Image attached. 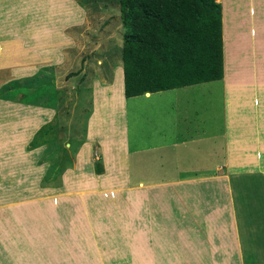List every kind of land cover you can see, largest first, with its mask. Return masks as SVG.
<instances>
[{
  "label": "rangeland",
  "instance_id": "obj_1",
  "mask_svg": "<svg viewBox=\"0 0 264 264\" xmlns=\"http://www.w3.org/2000/svg\"><path fill=\"white\" fill-rule=\"evenodd\" d=\"M43 1L47 3L38 2L35 10H28L17 0L0 1V86L10 80L37 75L23 84L27 97L33 98L36 95L34 90L47 79L53 83L58 98V108L53 113L50 111L51 116L29 107L35 105L0 99L6 104L20 105L19 117L14 121H22L35 112L33 133L24 144V149L29 150L26 156L31 155L32 160L25 167L34 172L43 165L37 181V186L42 189L37 188L38 191L35 189L33 192L36 196L32 199L36 200L25 202L32 199L26 200L24 186L15 185L13 188L17 193L7 196L12 199L11 204L0 205V264H17L14 262L24 259L26 253H32L28 251V245L34 242L36 235L30 234V230L42 226L41 206H47L38 201L66 195L58 187L61 186L63 172L75 166L76 149L86 134V121L90 114V77L111 74L112 68L115 72V65L120 64L122 28L114 0H53L54 4H48L52 0ZM57 57H61L60 62L51 64ZM42 59L46 61L29 73L34 69L32 64ZM109 64L111 71L108 70ZM40 68H44L42 76L38 72ZM115 82L117 90L120 88V71H116ZM212 82L186 86L179 91L165 90L158 95L152 94L154 98L140 100L137 97L128 101L129 123L134 127L130 128V139L132 129L141 138L136 139L134 135L133 140L144 149L139 152L129 150V190L118 187L110 193L116 196H149L151 199H143V204L137 205H143L144 210L152 208L162 213L157 211L153 219L162 222L167 219L159 218L161 215L174 217L168 220L172 222L167 228V233L171 230L169 234H161V231L156 232L158 236H153L167 247L174 264L188 260V256L183 255L188 252L184 250V242L192 248L198 246L202 251L206 248V253H201L208 264H264V173L259 170L261 167L264 169L263 164L255 166L256 169L240 166L231 169L220 163L212 170L214 161L207 158H217L212 157L216 151L213 141L198 139L200 132L206 130L208 135L219 134L224 126L225 115L221 116L220 110L225 108L224 96ZM104 92L103 87L95 91L98 94ZM117 92L119 94L120 89ZM172 112L176 118L174 124L169 122ZM1 115L6 116L1 119L6 122L8 112L1 109ZM150 115H163L164 125L168 126L164 132L170 131L168 140L183 142L165 148L145 149L150 141L153 142L146 122ZM131 117L136 120L132 122ZM216 145L218 148V138ZM38 147L39 154L31 150ZM15 158L13 162L18 163L19 157ZM52 161L58 174L46 176ZM201 166L208 168L202 169ZM89 170L96 174L104 170L96 148L91 149V158L80 169L82 174L89 173ZM140 184L143 189H139ZM45 187L57 189L50 192L45 191ZM10 188L1 189L10 191ZM71 192L82 193L79 190ZM107 193L98 189L88 192L103 196ZM112 204L119 205L118 202ZM170 238L173 243L166 241ZM152 239L149 243L156 253L155 247L158 246ZM13 243L19 244L23 250L10 246ZM194 253L192 251L190 256L195 259ZM158 256L163 257V254Z\"/></svg>",
  "mask_w": 264,
  "mask_h": 264
},
{
  "label": "crops",
  "instance_id": "obj_2",
  "mask_svg": "<svg viewBox=\"0 0 264 264\" xmlns=\"http://www.w3.org/2000/svg\"><path fill=\"white\" fill-rule=\"evenodd\" d=\"M0 1L2 3L7 2V0ZM17 1L19 4H24L28 10H35L36 7L34 6L38 2L47 3L43 0ZM73 1L76 2V0ZM216 1L220 5L221 13L222 77L219 80L209 82L216 83L213 84L216 85L215 89H218L224 96L225 108L220 109L221 116L225 115L224 126L219 134L208 135L206 130L200 132L198 139L213 141L216 151L212 157L217 156V158H207L214 161L212 170L220 163H224L231 169L239 168V166L256 169L255 166L258 167L262 164L264 166V0ZM114 2L117 6V0ZM48 4H54V1H48ZM55 4L58 3L55 2ZM81 10L84 8L81 7ZM75 17L77 16L72 18ZM60 60L61 57H57L51 61V64L56 65ZM45 61L42 59L33 63L34 69L29 73H33L41 62L44 63ZM115 68V72L112 68V75L100 76L97 74L90 77V114L86 121V134L76 149L75 166L63 172L61 186L58 187L66 195L38 201L46 203L47 206H41L40 214L42 216H40V220L43 221L42 226L32 227V231L30 230V234L36 235L33 239L34 242L30 238V243H32L28 245V251H32V253H26L24 259L14 263L174 264V259L169 258L170 253L168 254L167 247L159 243V238H153L157 234L156 232L167 233L169 224H172L168 221L169 217H174L161 215L159 218L167 219V221L159 222L153 219L158 210L155 211L152 208L144 210L143 205H137L142 203L143 199H151V197L140 195H113L111 197L81 195L97 189L113 192L118 187H126L129 190L127 174L129 150L133 149L135 152H139L144 148L139 146V142L133 140L134 135L136 139H139V134L132 131L134 127L129 123L130 114L127 103L130 99L137 97L140 100L154 98L151 96L152 94L158 95L165 91L145 92L141 95L125 98L121 61L119 65H115ZM108 70L111 71L110 64ZM116 71L117 73L120 71V88L117 90L115 89ZM102 87L105 90L103 94L95 93L98 88ZM184 87L186 86L168 89L167 91H179ZM119 89L120 93L118 94ZM97 95H102V97ZM5 104V101H0V110H4V113L8 112L6 122L1 121L6 116H0V205L11 204L12 199L7 198V196L16 192L13 188L15 185L24 186L26 200L36 196L33 195V192L35 189L37 192V188H41L37 186V181L43 172V165H40V168L34 172L28 171L25 165L30 164L32 159L31 155L30 157L26 156L29 150L24 149V144L33 133L34 113L40 112V114L45 113L51 116L50 111L53 113L55 110L29 106L36 111L30 112L31 114L24 117L22 121H14L19 117L20 105L11 102ZM57 108L58 104H56V110ZM25 109L28 107L25 106ZM169 116V122L176 123L175 114L172 112ZM147 118L146 122L152 132L153 142L150 141L151 144L145 149L165 148L168 145L174 146L176 143L183 142V140L178 142L168 140L170 131L164 132L167 131L168 126L164 125L163 115L154 117L150 115ZM41 119L44 120V118ZM134 120L136 118L131 117V121ZM130 128H132L131 139ZM216 138L219 139L218 148ZM130 140L133 141L132 145ZM94 148L98 150L99 156L102 158L104 170L99 174L91 170L87 174H82L80 171L82 164L88 162L91 158V149ZM31 150L39 154L40 148ZM15 157H19L18 163L13 162ZM201 167L206 169L207 166ZM259 170L264 173L262 167ZM138 186L139 189L144 187L142 184ZM2 187H11V190H2ZM44 189L50 191L57 188L45 187ZM75 190L82 191V193L73 194L71 191ZM33 200L36 199L25 202ZM117 202L119 205L112 204ZM122 203L126 204L122 205ZM158 213L161 212L158 211ZM231 228L235 233L233 224ZM148 236L150 239L153 238L154 245L158 246L155 247L156 253L152 249L153 245L149 243L151 240ZM168 240L171 243L174 242L172 238L166 239V241ZM184 243V250L186 252L188 250V252L187 255H183L184 257L188 256V260L179 261L178 264H203L204 261L205 264H208L207 258L202 254L203 252L206 253V248L202 251V248L200 250L198 246L192 248L188 243ZM13 244L10 246H16L17 249L23 250L19 244ZM218 249L217 247V251ZM6 250L8 249L6 248ZM151 250L153 253L150 252ZM143 251L151 254L145 252L143 255ZM192 251L195 252L194 256H197L195 259L190 256ZM159 254H163V257H159ZM200 254L201 257L199 258Z\"/></svg>",
  "mask_w": 264,
  "mask_h": 264
},
{
  "label": "trees",
  "instance_id": "obj_3",
  "mask_svg": "<svg viewBox=\"0 0 264 264\" xmlns=\"http://www.w3.org/2000/svg\"><path fill=\"white\" fill-rule=\"evenodd\" d=\"M117 7L125 98L222 77L221 13L216 0H117ZM43 71L39 69L40 76ZM30 78L0 86V99L56 109L57 96L47 79L34 90L33 98L27 97L23 84ZM50 164L45 175L58 174L55 163Z\"/></svg>",
  "mask_w": 264,
  "mask_h": 264
}]
</instances>
